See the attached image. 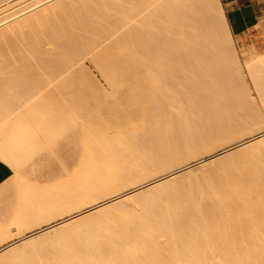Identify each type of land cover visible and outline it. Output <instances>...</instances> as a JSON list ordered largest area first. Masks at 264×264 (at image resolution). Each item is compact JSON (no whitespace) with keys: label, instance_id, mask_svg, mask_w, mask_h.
Wrapping results in <instances>:
<instances>
[{"label":"bare ground","instance_id":"1","mask_svg":"<svg viewBox=\"0 0 264 264\" xmlns=\"http://www.w3.org/2000/svg\"><path fill=\"white\" fill-rule=\"evenodd\" d=\"M82 1L83 0H0V58L4 56L0 59V62H2V59L4 61V58H6L5 61H9L11 63V61L14 60L12 62L15 63L16 59L19 57L22 58L21 54L26 52L29 54L30 58L32 57L31 60L36 62L47 61V65H50L48 68L51 69L48 70L47 68L43 69V71H40L42 70L41 67L39 70L40 74H38L41 76L43 81L40 80L38 75H36L42 82L37 83L39 80L36 77L37 82L35 81L34 84L36 85H34L32 84L34 78H30L31 76L29 77V73L34 72H26L29 69L27 70L25 66L21 65V67H25L24 72V70L19 68L20 65L19 67L17 66V71H14L16 72L15 74L18 72V77L16 79V75L13 74L12 81L8 79L11 82H7V88L10 86L8 84H11V86L15 85V87L18 86L17 90H19L18 93L22 95L21 100L23 102L20 100V102L17 101V104L16 102L13 103V101H16L15 99L17 96H19V94L16 95V97L14 96L15 99H12V97L7 98V94L4 92L5 88L2 90L0 89V92L2 91L6 95H4L5 98H3L5 101L6 99L9 101L12 99L10 101L11 103H9L8 100V102L6 101V103H4L7 105V107L5 105V109L2 108V110L4 109L6 113L2 112L0 109L1 114H4L3 117H1L2 115L0 114V157L8 161L11 168L14 169L12 165L11 148L14 147L16 149L15 138H17L20 134L15 123L19 119V116L24 112L25 108L37 104L38 102L43 103L40 108L43 110V112L50 111L51 114L59 108V105L63 106L64 108H69V105H72L71 100L65 99L66 97L61 95L62 92L59 91L60 87L63 88L60 86L63 85L62 83H64L62 82L63 79L65 81L64 84L70 83L71 79L69 78L74 77L76 70L84 64L81 62L83 59L82 57L86 59L85 56L89 54L92 58L101 53L108 52L110 49L121 50V46H127L130 41L126 39L128 37L125 33L129 32L131 28L133 29V26L135 25L134 23H138V20L141 22L139 23L140 26H142V23H145L146 25L148 24V28H150L149 24H151V29L154 25L155 28L158 26L160 30L158 32L156 29L154 31L148 29V31L154 32L151 34L158 32V34L155 36L152 35L151 38L147 37L149 35L146 34L148 31L145 34L147 35L146 37L150 39L155 37L153 41L157 40L159 36V39H161L162 42L164 41V43L161 42L163 45H161L162 48L161 46H158L161 48V50L154 48L157 51L160 50L159 54L161 51L163 53L160 55V59H162V62H160L162 64L161 66L159 65V67H162L163 65V67L160 68L162 71V73L160 72L162 77L161 74L160 77H158V71L157 74L156 72H153L154 70L152 69V66H155V61L154 63H152L153 61L149 63L153 64L151 66L146 64V68L149 67V70L147 69L146 73H149L150 75V78L149 75L148 78L150 80V87L152 90L150 95H143V92H141L142 86H136V89L134 88L136 93H131L130 91H128V93L124 92V95L122 93L123 96H120L123 98H118L120 101H113V104L108 106L109 108L105 107L104 110L108 111L105 112V115L100 116L103 117V119L100 118L102 121L99 120L101 122L96 123L91 121L79 125V128L82 127L80 128L81 131L79 129V159L76 158L78 151L75 153L72 147H68V145H66V142V146L64 145V142L63 145L61 144L63 138L59 136L61 135L60 133H62L59 127H51L53 129L50 131L46 129L48 133H50L49 137H51L48 142V144H50V151L48 150L47 153L49 154V157V152H51V155L58 157L57 159L59 165H57L58 167L56 170H52L54 166V168H56V163H54L53 166L52 163L54 160L52 163H50L51 160L49 159H52V157H48L49 159H46L49 160L50 166H53L50 169H46V167H50L49 165H44L45 168H42L44 166H41L36 169V172H32L33 167L31 166V172L28 177L31 176V173L33 174L35 172L36 174L34 173V175L36 178H33L35 179L34 183L32 182L33 179L31 181L30 178H27L29 173L27 170V174L26 172L24 173L26 174L27 179L25 178L24 174V177L21 175V172L23 171L19 170L21 172L19 173L20 175H18L19 171H14L18 168L13 170L15 173H17L13 175L14 178L16 175H18V178H15L14 180L17 179L20 183L18 184L16 180L15 184H18L20 187L17 188L15 186V188L19 190V192L18 190L16 192H18L20 196H18V193L17 195L15 194L19 197L16 198V200L14 199V202L16 201L15 204L17 203L16 209L13 208V205L11 206L12 209L8 207V203L10 205L12 204V202H9V199L5 198V200H9L8 203H3L4 201L2 202V205H7L8 209L10 208L11 210L9 209L10 211L8 212V209L3 207L4 205L2 206L4 212L1 211L2 208L0 209L2 212V214L0 213V264H264V160L263 162L259 163L260 165L258 163L253 166L252 164L250 165V163H253V159H251L252 162H249L250 152H248L249 156L246 155L247 157L244 156L241 158H235L237 154L249 149H255V151L253 150L254 152H251L254 155L259 153L264 155V116L262 111V107H264V55L258 56V58L247 59L244 62H242V60L240 61L235 45V39L231 32L221 0H144L141 4L138 2L141 7L138 4L135 6L136 2L138 1L137 0L136 2L132 3V5L134 4V7L131 6V8L130 6L128 7L129 3L131 5L132 2V0H130L131 2L129 1V3L126 4V8L130 9V11L125 8H118L117 5H114L120 0H114V4L113 0H109L111 1L112 5H114V9L118 8L116 9L117 11H122L121 13H124V19L119 20L120 23H115V26L110 25V28L107 27L108 30H105V32L101 29H97L98 26H96L102 21L97 23L95 20L97 24L93 22L92 25L90 23L91 26L89 27L87 25L86 28L82 25H79L77 20L76 26H82V28H79L80 33L81 31L82 33L79 34V45L76 46L75 42H70V38L68 39L66 37H71L69 33L72 30L67 33L68 31H66L61 24L63 21L62 17H65L64 15L67 14L66 16H69L72 10V14L75 15L76 13L77 15L79 13L81 16V12L85 11L84 7L86 4H93L92 1L94 0ZM106 1L107 0H102L101 3H103V5L100 3L99 4L103 7H106V3L108 2L109 6V1ZM81 2L82 4H86H83V6ZM119 3L120 2H118V4ZM123 3H125V1ZM75 6H77V8ZM79 6L81 9L83 8L81 11H77L80 8ZM91 6L92 5H87L88 13L91 12L89 11L92 8ZM72 7L74 8L72 9ZM107 7L104 8V10H108L110 6L108 8ZM138 7H140L139 10ZM94 8H92V10ZM68 9L71 10L68 11ZM74 9H76L77 12L73 11ZM114 9H112V11ZM156 10L161 14L158 12L156 13ZM96 11L98 13L97 9L92 12L95 13ZM101 11L103 10L101 9ZM108 11L106 13H108ZM152 13L155 15L154 18H156V22L151 17ZM95 14L92 13V15L96 16ZM103 15H105V13ZM148 16H150L156 24L158 23V25L153 24V21L151 23H147L146 21H148L150 18ZM92 17L93 16H91V18ZM157 17H161L163 19L164 27L163 23H160L159 21L161 18L157 19ZM87 18H89V16ZM144 18H146V20ZM68 19L70 18L68 17ZM81 19L84 21L86 20L87 22V19ZM150 20L151 19H149V21ZM88 21L91 22L92 19L90 20L89 18ZM70 22L71 21H69L68 24H70ZM106 22L108 23L107 20ZM68 24L66 23V25ZM84 24L83 25L86 26L88 22ZM161 24L162 26L160 27ZM58 25L60 30L63 28L61 31L58 29ZM102 25L104 24L102 23ZM145 26H142V28L145 29ZM75 27L73 28L77 30ZM67 28L68 27L66 26V29ZM83 28H86V30H82ZM88 28L89 30H87ZM54 31H56L57 35ZM144 31L141 32V34L143 33L142 36L144 35ZM60 34H62V36ZM124 34L126 36L125 40L128 41V43L125 40H122L123 45L121 43V48H119V46L115 48L114 42L116 40L117 42L121 41H118V39H121V36L124 37ZM157 35L158 38H156ZM57 36L59 38L66 37V39L69 40L68 42L65 39L68 43H66L67 47L62 44V46L60 45L61 39L59 40ZM161 36H163L164 39L161 38ZM77 37H75L76 41ZM147 38L144 40H147ZM159 39L157 42L161 41ZM144 44H146L148 49H150L149 45L145 43V41ZM117 45H120V43ZM158 45H160V43H158ZM35 46H37L38 49ZM41 46H43L46 50L49 49V52L54 50V48L56 49L57 47V50H54L52 53L54 55V53L56 54L55 51H57L58 54L52 56V53L48 52L49 55H51L50 57L47 53L48 50H44L47 53V57L44 55L46 58L43 60L42 54L44 53L41 54L39 52L41 51L39 50ZM58 46H60L59 49ZM24 47L27 48L25 49ZM13 48L15 49V53ZM17 48L20 49L17 50L20 51V55L15 58V56L18 54V52H16ZM31 48L34 52L33 54L31 53L32 55L29 53L32 51ZM126 49H128V51ZM126 49L125 53H131L129 52L130 48L127 47ZM5 50L7 53L4 52V55L2 56L3 51ZM145 52H140V60H142L144 66L145 61H147L146 57H148V62L151 60L149 56L151 55V57H153L152 54H146L147 52ZM26 53L24 55L22 54L23 57H25ZM39 53L40 55H38ZM29 56H27V58ZM49 57L51 59H49ZM24 59L27 60L26 57ZM22 60L17 59L16 62ZM49 61L51 64L48 63ZM53 62L58 63L59 66ZM160 62L157 64H160ZM15 64L18 65L19 63ZM47 65L45 64L42 66L46 68ZM157 66L158 65H156V67ZM39 67L36 68L38 69ZM18 68L21 71H19ZM24 73L25 75H28H26L28 78L25 79L26 76H24ZM7 74L9 75L10 72H7ZM19 75H21L22 79L24 78V80H26V83L22 82L24 80H22ZM246 76L249 78L250 84L254 88V92H256L255 94H257L256 98H254L251 93V85H249V80L247 81ZM1 77L0 80L2 79ZM9 77L11 78V75H9ZM18 79L21 80V86L17 83L19 82ZM27 79L30 82L28 81L27 83ZM13 80L16 82V84L14 82L12 85ZM66 80L70 81L67 82ZM1 82L4 81L1 80ZM25 84H27L28 87H26L27 90L25 89L23 93L22 89L25 88ZM135 84H138L137 81H135ZM2 85L0 87L3 88L4 85ZM11 86V91L17 92V90H13L14 87L12 88ZM23 86L24 88H22ZM66 88L68 87H65L64 89ZM50 91L51 93L54 92L55 96H49ZM6 92L8 91L6 90ZM0 94V97H4L2 93ZM12 94L14 93L11 92L9 96ZM4 104H0V107H2ZM113 108L116 110L120 109L123 111V113L118 114L113 111ZM73 113L75 117H77L75 111ZM188 113H190L191 116H194V118L195 116L196 118L202 116L201 118H197L196 121L194 120V124L197 122L196 126H203V128L198 126L197 129L199 132L194 133V135H189L194 131L190 132L187 130L188 125L191 126V123L193 122H188L187 125V119H190L187 118ZM75 117H72L70 122H75ZM203 118L205 119V122H203L205 127L204 124L202 125L201 123ZM49 121L54 123L63 122L61 118H56L55 116L53 119L50 118ZM173 121L176 122V124L173 123ZM198 122L200 124H198ZM184 123H186L185 126H187L183 132H187V134L189 133V141L191 140V142L188 141V138L187 140L185 139L188 137L185 134L186 137L183 138L181 136V138L185 139L189 143L188 145L184 144L187 147H183V143H185L184 140L180 143H177V145L175 143L177 148H180V146L183 147L182 149L180 148L179 151L181 150L184 152L186 150L184 154H182L181 151L179 152L172 150V152H170L171 148L168 149V152L164 151V149L163 151H158L155 150L157 148L156 147L153 148L155 153L154 150H152V153L154 154L149 156L147 155L146 158L144 157L145 160L143 159L144 161L141 162L140 160L139 162H135L134 160L135 163L131 162V164L125 165H121L122 162L120 165L113 162H99V160H102L103 158H110L113 156L112 152H114L115 157H117L118 155L115 154L117 150L130 149L143 140L155 138L157 133L161 134L160 132L162 130H166L167 127L173 128L176 127L173 126L174 124H178V129V127H181L180 124L183 127ZM68 127V131L70 132L71 128L70 126ZM92 127H94V129L96 128V130L93 129V131ZM182 127L181 129L184 128ZM189 128L191 129V127H188V129ZM70 135L72 136V134ZM149 141L146 143L148 146L151 145ZM156 141H158V139ZM140 144H142V142ZM211 146H216L214 147V151L211 150ZM152 147H154L153 144ZM141 148L143 150V147ZM165 150H167V147ZM162 152L166 153H163V155ZM130 153L131 152H129V154ZM41 155L44 157L43 153ZM123 157L124 154L122 155V158ZM231 157L232 160L226 161V159H231ZM250 157L254 158L252 155ZM260 157L262 158L263 156ZM136 158L138 160V157ZM247 158L249 159L246 161ZM43 159L45 160V157ZM140 159L142 160L141 157ZM30 160L31 159H29V162ZM35 160L36 158L34 159V162ZM78 160L79 177L74 180L73 183L69 184L66 187L67 189L61 188V191H59L61 193L58 194H62L64 196L61 195V198H59V195L56 192L54 198L53 193H48L46 190L47 188L45 187H47L49 182L52 181L53 175L63 172V174H66V176H72L71 174H74L73 172H76L77 170L76 165L78 164ZM130 160L131 159H129V162ZM221 160L226 162L225 167L223 168L227 171H230L231 169L233 171L235 166L238 167V169H241V173L239 172L240 175L239 173H235V175L223 179V181L219 180L220 182L215 181V178V180L213 179L214 181H209L210 184L206 185V190L200 191V193H198L196 196L195 194L193 195V190L192 193H190L192 196L189 198V201L188 199H185L184 202L187 201L186 203L182 201V204L181 202L179 205L176 203L178 206L175 204V206L170 205V208L167 207L168 209H164L165 211L163 210V207L162 210L164 212H161V210H156V213L152 211L149 212L151 208L146 207L145 204L143 209L145 210L146 208H149L148 212L146 210V214L144 213V215H140V210L137 212L139 216L135 214L129 215L127 213L129 216L128 219L134 218L130 221L128 220L129 223H126L128 221H126L127 219H124V223L126 224L123 225L121 223L122 227L120 225V227L118 226V229L113 227V231H115L112 232L111 229L110 231L112 233L109 231V234L101 233L100 231L104 232L105 230L104 228L102 229L100 227L101 230L99 231L98 228V231L102 235L98 234L100 236H96L94 233L95 236L87 241H84L83 236L82 238H80V236V240H83L79 242V246L74 239L77 247H71V250H66L68 252H59L60 254H57L54 258L52 257L53 259L46 258V260L41 261L39 259V261H37L35 258L24 259L22 257L23 259H21L16 257L17 255L15 253H17L19 256V254H23L25 252L24 250H26L29 254L33 250L31 255L32 253L38 254V252L40 253L41 250L51 246L47 238L51 237V235L55 233L58 235V232H61V230H67H64L65 227L76 225L78 230L76 229L75 233L79 234V222H84V220L88 221L87 219L91 218L92 216V218H94L102 211L103 213L104 211H106V213L108 211L112 212L111 209H114V207L117 208L118 205L122 206L123 203H130L128 201H133L140 195L145 197L146 194H150V192L153 190L158 191L155 189H158L159 187L167 185L169 186L176 179L190 176L191 173L201 169L202 167ZM32 162L33 160H31L30 164L35 166L38 161L36 163ZM44 163L48 164L46 160ZM254 163L256 162L254 161ZM172 165L176 166L174 167ZM27 167L28 166H25V169H27ZM32 177L34 176H31V178ZM221 178H224V176ZM29 179L30 181H28ZM66 179L67 178H65V180ZM8 180L11 181V179ZM194 180L195 182H193ZM200 180L201 177L199 178V181ZM9 181H7L8 184H10ZM193 181H187V183L183 186L188 187L190 184L193 185V183H196L198 180L197 178H194ZM10 186L12 188L14 187V185H7V188L5 189H9ZM179 187L182 186L180 185ZM15 188L13 189L16 190ZM172 188L169 187V189H167L171 191ZM196 188L199 187L196 186ZM63 191H65V193ZM162 191L165 192L164 187L163 190L161 188V194L164 196L168 195ZM197 191L195 189L196 193ZM2 192H5V190ZM172 192L166 193L177 195L176 191L175 194ZM46 193H48L49 197V194H51L53 197H45L44 195ZM157 193H159V191ZM187 193L189 195V192ZM4 194L5 196L7 195L6 193H3V195ZM172 195L169 194V196ZM10 196H12V194ZM10 196L9 198L11 199L12 197ZM136 202H138V200ZM140 203L142 204V201ZM131 204L134 205V203ZM121 206L119 207L121 208ZM134 207L136 206L134 205ZM123 210L125 209L123 208ZM129 213L134 212L131 210ZM130 216L133 217L130 218ZM111 218L113 220V217ZM88 224L93 223L90 222ZM95 224H93L94 228L96 226ZM113 225L115 226L116 224ZM95 229L97 230V228ZM70 231H72V229ZM105 232H107V230ZM88 234L89 233L87 232V235ZM66 236L63 238L64 241L66 240ZM35 243H38L37 246L34 245ZM56 244L58 243L56 242L55 245ZM66 248L69 249L70 247ZM44 253L45 252L42 254ZM13 254L15 256H12ZM35 257L38 258L36 254ZM215 257H217V259H215Z\"/></svg>","mask_w":264,"mask_h":264},{"label":"rangeland","instance_id":"2","mask_svg":"<svg viewBox=\"0 0 264 264\" xmlns=\"http://www.w3.org/2000/svg\"><path fill=\"white\" fill-rule=\"evenodd\" d=\"M84 1V0H83ZM82 1V2H83ZM87 1V0H86ZM96 1H97V3H96ZM104 1V0H103ZM107 1H109V0H107ZM106 1V2H107ZM117 1V0H116ZM122 1V2H121ZM125 1V3H123ZM129 1L130 0H128V2H127V0H120V1H117V3H115L114 4V0H113V4L116 6L117 5V7L118 8H125V9H128V8H126L127 6H126V4H128L129 3ZM137 0H135V1H133L132 0V2H131V5H130V3H129V5H128V7L130 6V8H131V6L132 7H134V4L132 5V3H134V2H136ZM141 1V2H140ZM142 1H144V0H138L137 2H136V4H135V6L138 4V2H139V4H141V3H143ZM82 2H81V4H82ZM93 2V4L91 3V2H89V3H91L90 5H92L91 7L92 8H94L93 10H92V8L91 7H89V8H91V10H89V11H91V12H89L88 13V7H87V5L88 6H90L88 3L86 4V3H83V4H86V6L84 7L85 8V14H84V12L82 11L81 13V16H80V14L78 13L77 15H76V13H75V15L74 14H72V10L71 9H68V11H70L71 10V16L73 17H71L70 15L69 16H66V15H64L65 17H62L61 19L63 20L62 21V24L61 25H63L62 27H64V29L66 30V31H68L67 33H69V31H71L69 34L71 35V37H68V36H66L68 39L70 38V42L71 41H73V42H75L76 43V46L77 45H79V34H81L82 33V31H81V33H80V29L79 28H82V26L83 27H86L87 28V25L90 27L91 25H90V23L92 24L93 22L94 23H96V21H97V23L98 22H100V21H102V22H100V23H98V25H96V26H98L97 27V29H101L102 31H104L105 32V30L107 31L108 30V28H110V25L111 26H115L118 22L120 23V21L119 20H123L124 19V13H121V12H119V11H117L116 9H118V8H116V9H114V5H112V3H111V1H109V6H108V2L106 3V7L108 8V10H104V8H106L105 6L103 7L102 5H103V3H101L102 2V0L100 1V0H94V1H92ZM118 2H120L119 4H118ZM102 4V5H100V4ZM79 4V3H78ZM80 4V5H81ZM82 4V5H83ZM138 4V5H139ZM94 5V6H93ZM98 5V6H97ZM113 7H112V6ZM123 5V6H122ZM143 5V4H142ZM145 5V4H144ZM84 6V5H83ZM101 6V7H100ZM120 6V7H119ZM140 6V5H139ZM76 8H77V6H75ZM80 7V6H79ZM99 7V8H98ZM112 7V8H111ZM141 7V6H140ZM140 7H138V10L140 9ZM69 8H71V7H69ZM74 7H72V9H73ZM83 9V8H82ZM81 9V7L77 10V11H81L82 10ZM95 9H97L98 10V13H97V11L94 13V12H92V11H95ZM100 9V10H99ZM101 9L103 10V11H101ZM112 9H114L113 11H112ZM120 10V9H119ZM124 10V9H123ZM129 11H130V9H128ZM68 11H67V13H68ZM73 11H76V9H74ZM76 11V12H77ZM100 11V12H99ZM108 11V13H106ZM111 11V12H110ZM114 11H116V12H114ZM132 11V10H131ZM134 11V10H133ZM105 13V15H103L104 13ZM124 12V11H123ZM126 12V11H125ZM128 12V11H127ZM158 11L156 10V13H157ZM87 13V14H86ZM90 13H91V15H90ZM92 13L93 14H95L96 16H94V15H92ZM111 13V14H110ZM116 13V14H115ZM119 13V14H118ZM155 13V14H156ZM158 13H160V12H158ZM84 14V15H83ZM100 14V15H99ZM108 14H110V15H108ZM161 14V13H160ZM159 14V15H160ZM89 16V18H90V20L92 19V21L91 22H89L88 20H89V18H87L88 16ZM121 15V16H120ZM149 15H151V14H149ZM152 15H154L153 13H152ZM151 15V17L154 19V21H155V19L156 18H154L155 17V15L154 16H152ZM86 16V17H85ZM91 16H93L92 18H91ZM100 16V17H99ZM68 17L70 18V19H68ZM85 17V18H84ZM111 17V18H110ZM146 17V16H145ZM148 17H150V16H148ZM149 18V19H151L150 21H149V19H148V21H146L147 23H151L152 21H153V19L152 18ZM65 18V19H64ZM78 18V19H77ZM81 18H83V19H87V22H88V24H86V26H84L85 24L84 23H87L86 22V20L84 21V20H82ZM102 18V19H101ZM105 18H106V20L108 21V23H110V24H108L107 22H106V20H105ZM114 18V19H113ZM117 18H118V20H117ZM160 19L161 17H157V19ZM60 19V20H61ZM73 19V20H72ZM110 19H113L114 20V22H113V20H110ZM143 19V18H142ZM145 20H146V18H144ZM60 20H59V22H60ZM78 20V21H77ZM80 20H81V22H80ZM96 20V21H95ZM115 20H116V22H115ZM65 21H67V22H65ZM69 21H71L70 22V24H68L69 23ZM78 22V24L79 25H82L81 27L79 26H76L77 25V22L76 23H74V22ZM137 21V20H136ZM140 20H138V23H134L135 25L133 26V29L131 28L130 29V31L129 32H126L125 34H126V36L128 37V38H126V36H125V34H124V37L123 36H121L120 38L121 39H118V41L119 40H121V41H119V42H117V40L114 42V47L115 48H117L118 46H119V48H121V50H123V51H121V50H109V54L111 55V56H115L112 60H113V63H118V64H120V65H122V66H128V67H132V68H134V69H136L137 71H139V72H141L140 73V75H139V77H138V79L137 80H135V81H137V83L138 84H135V81L133 82V83H131L130 84V86H129V88H128V90L127 91H125V93H128V91H130L131 93H136V91L134 90V88L137 86H139V85H141L142 86V91L141 92H143V95H150V93L152 92V90H151V87H150V80H149V78H150V75H149V73L147 74L146 73V71H147V69L149 70V67L148 68H146L147 67V65L150 63V62H152V63H154V61L156 62V63H154V65L155 66H152V69L154 70L153 72L155 73L156 72V74L158 73V77H160V74L162 73V71H161V69L160 68H162L163 67V65H162V67H159V65L161 66V62H162V59H160V55H161V53H162V51H161V53L159 54V51L161 50V48H162V44H161V42H162V40L161 39H159L160 38V36H159V38H158V35H157V37L156 38H158L159 40H161V41H158L157 42V40H155V41H153L154 40V38L152 37V39H150L151 38V36L153 35V36H155L156 34H158V32L160 31L159 30V28H158V26H156L157 28H155V26L153 25V24H156L155 22L157 21H153V28L151 29V24H149V27L150 28H148V24L146 25L145 23H142V26H145V29L144 28H142V26H140L139 25V23H141V22H139ZM160 21V23H163V27H164V21H163V19L161 18V20H159ZM158 21V22H159ZM63 22H64V24H63ZM73 22V23H72ZM80 22V23H79ZM106 22V23H105ZM113 22V23H112ZM145 22V21H144ZM61 23V22H60ZM59 23V24H60ZM66 23L70 26H68V25H66ZM82 23V24H81ZM96 23V24H97ZM102 23L104 24V25H102ZM116 23V24H115ZM71 24H72V27H71ZM84 24V25H83ZM144 24V25H143ZM93 25V24H92ZM139 25V26H138ZM156 25H158V23L156 24ZM66 26L68 27L67 29H66ZM76 26V27H75ZM94 26H95V24H94ZM104 26V27H103ZM162 26V24L160 25V27ZM58 27H59V25H58ZM73 27H75V28H77V30L76 29H74ZM101 27V28H100ZM108 27V28H107ZM162 27V28H163ZM86 28H83L82 30H86ZM92 28V27H91ZM161 28V29H162ZM59 30H60V27L58 28ZM58 29H56V30H58ZM63 29V28H62ZM61 29V30H62ZM74 29V30H73ZM104 29V30H103ZM148 29L149 30H157L158 32L157 33H155V34H151V33H154V32H151V31H148ZM60 30V31H61ZM76 30V31H75ZM87 30H89V28L87 29ZM93 30V29H92ZM142 30V31H141ZM144 30H146V31H144ZM256 30L258 31V40H257V42H259V45H262V47L260 48V49H254V54H252L251 52H249V55L247 56V57H245V54H244V49H243V47H242V45L244 44V42L243 41H238L235 37H234V39H235V45H236V48H237V51H238V56H239V58H240V61L242 60V62H244V61H246L247 59H253V58H258V56H261V55H264V12H263V16H262V19H261V22L259 23V25L257 26V28H256ZM79 31V32H78ZM144 31V35L142 36V34H141V32H143ZM149 33H148V32ZM163 31V30H162ZM161 31V32H162ZM55 33H56V31H54ZM74 32V33H73ZM147 32V33H146ZM160 32V33H161ZM58 33H59V31H58ZM64 33V32H63ZM72 33V34H71ZM128 33V34H127ZM149 34L148 36L146 35V34ZM163 33V32H162ZM68 34V35H69ZM74 34V35H73ZM56 35H57V33H56ZM61 36H62V34H60ZM73 35V36H72ZM122 35H123V33H122ZM160 35V34H159ZM78 36V37H77ZM150 37V38H147V37ZM66 37H61V38H59L58 36H57V38H59V40L61 39V42H60V45L62 44V45H65L66 47H67V45H66V40L69 42V40L68 39H66ZM74 37V38H73ZM75 37H77V41L75 40L76 38ZM118 37H119V35H118ZM144 37V38H143ZM123 38V39H122ZM125 38L126 39H128L130 42L128 43V41H126L125 40ZM147 38V40H144V39H146ZM161 38H163V36H161ZM64 39V40H63ZM66 39V40H65ZM164 39V38H163ZM58 40V41H59ZM122 40H125L128 44H127V46L125 45V46H121V43H122ZM148 40H152V41H148ZM64 41H65V43H64ZM144 41H145V43H147L148 45H149V48L150 49H148V46H146V44H144ZM146 41H148V42H146ZM117 42V43H116ZM126 42H124V43H126ZM154 43V45H153V43ZM157 42V43H156ZM59 43V42H58ZM64 43V44H63ZM116 43V44H115ZM120 43V45H117V44H119ZM158 43H160V45H158ZM162 43H164V41L162 42ZM19 44V43H18ZM68 44V43H67ZM130 44V45H129ZM253 44V42H249L248 43V45H252ZM59 45V44H58ZM61 45V46H62ZM113 45V44H112ZM116 45V46H115ZM122 45H123V43H122ZM150 45H151V47H150ZM155 46V47H153V46ZM162 45V46H161ZM121 46V47H120ZM161 46V48H159V47ZM18 47V46H17ZM36 48H37V46H35ZM34 47V48H35ZM59 47L60 46H58V49H59ZM79 47V46H78ZM77 47V48H78ZM112 47V46H111ZM125 47V48H124ZM130 48L129 49V52H131V53H125V49L126 48ZM16 48V47H15ZM21 48V47H20ZM25 48V47H24ZM27 48V47H26ZM25 48V49H26ZM33 48V47H32ZM31 48V49H32ZM47 48V47H46ZM54 48V47H53ZM65 48V47H64ZM124 48V49H123ZM133 48V49H132ZM147 48V49H146ZM151 48H152V50H151ZM154 48H156L157 50L158 49H160L159 51H157V50H155ZM3 49V48H2ZM25 49H23V50H25ZM38 49V48H37ZM79 49V48H78ZM77 49V50H78ZM13 50H14V53H15V49L13 48ZM17 50H20V49H16V52H18V54L16 55V54H14V55H16L15 56V58H17V56L18 55H20V51H17ZM28 50V49H27ZM29 50H30V48H29ZM39 50H43L42 52L41 51H39L41 54L42 53H44V54H42L41 56H42V58H43V60H44V58H46L47 57V53L50 51L49 49H45L43 46H41L40 47V49ZM44 50H46L47 51V53H46V51H44ZM52 50V49H51ZM54 50H57V47H56V49L54 48ZM54 50H52L51 52H49V53H52V52H54ZM61 50V49H60ZM127 51H128V49H126ZM148 50V51H147ZM155 50V51H154ZM258 50V51H257ZM22 51V50H21ZM26 51V50H25ZM121 51V52H120ZM126 51V52H127ZM141 51H146L145 53L146 54H152V56L153 57H151V55L149 56V55H147V56H149V58H151V60L148 62V57H146L147 58V61H145V66H144V63H142V60H140L141 59V57H140V52ZM149 51H150V53H149ZM257 53H256V52ZM0 52H1V50H0ZM4 52H6V50L5 51H3V54H2V56L4 55ZM23 52V51H22ZM28 52V51H27ZM35 52H36V50H35ZM56 52V54L54 53V55H53V53H52V56H55V55H57L58 54V52L57 51H55ZM7 53V52H6ZM6 53H5V55H6ZM26 53V52H25ZM24 52L22 53L23 55L25 54ZM30 53V55H32L34 52H33V49H32V51L31 52H29ZM32 53V54H31ZM40 53L38 54V55H40ZM49 53H48V55H49ZM21 54V56H22V58L21 57H19V58H17L18 60H22V59H24L25 57H26V59L27 60H22V61H18V62H16L17 61V59H16V61H15V63H19L18 65H16L14 62H12V61H14V60H12L11 61V63L8 61H5V59L6 58H4V61H3V59H2V62H0V63H2V64H0V66H1V68H0V77H1V75H2V81H4V82H1V80H0V84L2 85V83H3V85H4V87L2 88V87H0V89L2 90V89H4V92L7 94V98L9 97H12V99H15V97H16V95H18L19 93V90H17V87L18 86H16L15 87V85L14 86H11V84H8V85H10L12 88H13V90H17V92L16 91H11L12 89H10V86H8V88H7V82L8 83H10L11 81H12V76H13V74H15L16 72L15 71H17L16 69H17V66L19 67V65H20V69H22V70H24L25 69V67L27 68V70L28 71H26V72H34V73H29L30 75H29V77L30 78H34V79H36V80H34L33 79V82H32V84H34V82L36 81L37 82V76L36 75H38L39 76V74H40V71H43V69H47L48 68V66H50V65H47V61H42V62H36V61H34V60H31L32 59V57L30 58V56H29V54H27L26 53V55H25V57H23V55ZM131 54H133V55H131ZM163 54V53H162ZM46 57H45V56ZM86 55V54H85ZM158 55H159V58H158ZM27 56H29L28 58H27ZM50 57H51V55H49ZM84 56V55H83ZM154 56H155V58H154ZM4 57V56H3ZM3 57H1V58H3ZM49 57V59H51ZM86 57V59L84 58V57H82V58H80V59H82L81 60V62H83L84 64L82 65V63H81V65H82V69L79 71L78 70V73H77V75H76V78H75V80H74V77H70L69 79H71V81L70 80H66L67 82H69L70 81V83H66V84H64L65 83V81H64V79H63V81L62 82H64V83H62L63 85H60V86H62L63 88H61L60 87V89H59V91L60 92H62V94L61 95H63V96H65L64 98L65 99H68V100H71L72 99V101H73V106H74V108H75V110H76V112L80 115V117H78V115H77V117H75V115H74V109H73V106L72 105H69V108H64L63 106H61V105H59L58 107V109L56 110V111H54V112H52V114L50 113V111H48V112H43V110H41L40 108H41V105L43 104V103H41V102H38L37 104H34V105H32V106H30V107H26L25 108V110H24V112L19 116V119L16 121V123H15V125L17 126V128H18V130H19V132H20V134H19V136L17 137V138H15V147H16V149L17 150H21V149H25L26 150V152H28V151H31L33 148L36 150V152L37 153H39V150H41V147H43V148H45V149H47V148H49L50 146V144H48V142H49V140H50V138L51 137H49V134L50 133H48V131H50L51 129H53V128H51V127H55V128H57V127H59L60 129H61V131H62V133H60L61 135H59L60 137H62L63 138V141L61 142L62 143V145H63V142H64V145H65V142H66V145H68V147H72V149L74 150V152L76 153V151H78V154L76 155L77 157V159H79V130L76 132V130H77V128H79V125H82L83 123H85V122H96V123H99V122H101L102 120L101 119H103V117H100V116H102V115H105V112H107L108 110H104V109H99L97 112H96V110L98 109V107H100L101 105H104V104H106L107 102H108V90H110V85H109V82H108V80H107V78H106V76L104 75V73H103V71L99 68V66L93 61V60H91V56L88 54L87 56H85ZM90 57V58H89ZM138 57H140V58H138ZM0 58V59H1ZM14 58V59H15ZM21 58V59H20ZM157 58V59H156ZM10 59V58H9ZM8 59V60H9ZM114 59H115V62H114ZM153 59V60H152ZM30 60V61H29ZM144 60H145V57H144ZM157 60V61H156ZM1 61V60H0ZM161 61V62H160ZM44 62V63H43ZM148 62V63H147ZM160 62V64H157V63H159ZM42 63V64H41ZM49 64H51L50 63V61L48 62ZM53 63H55V62H53ZM47 65L46 66V68H44V66H42V65ZM55 64H57L58 65V63H55ZM147 64V65H146ZM21 65H23V66H25L24 68L23 67H21ZM32 65V66H31ZM38 65V66H37ZM41 65V66H40ZM56 65V66H57ZM150 66L151 65H153V64H149ZM156 65H158L157 67L159 68H157L156 67ZM34 66V67H33ZM40 66V67H39ZM55 66V65H54ZM59 66V65H58ZM16 67V68H15ZM29 67V68H28ZM31 67H33V68H31ZM36 67H39L38 69L36 68ZM42 67V68H41ZM154 67V68H153ZM18 68V70L19 71H21L20 69ZM31 68V69H30ZM40 68L42 69V70H40ZM158 69V70H157ZM15 70V71H14ZM39 71V72H37V71ZM48 70H51L50 68H48ZM160 70V71H159ZM158 71V72H157ZM7 72L9 73L10 72V74L9 75H11V78L9 77V75L7 74ZM24 72H25V70H24ZM161 72V73H160ZM39 73V74H38ZM6 74V75H5ZM17 74H18V72H17ZM17 74H15L16 75V79H17ZM21 74H22V72H21ZM32 74V75H31ZM34 74V75H33ZM27 75V74H26ZM25 75V73H24V76H26ZM148 75H149V78H148ZM6 76H7V79H6ZM28 76V75H27ZM25 77V79L26 78H28V77ZM34 76V77H33ZM3 77H4V79H3ZM19 77H21V75H19ZM22 77H23V74H22ZM22 77H21V79H22ZM37 77V78H36ZM161 77H162V74H161ZM15 78H13V79H15ZM39 78H40V80H42L43 81V79L41 78V76H39ZM39 78H38V80H39ZM246 78H247V81L249 80V78L246 76ZM8 79H10V80H8ZM15 79V80H16ZM19 80V79H18ZM22 80H24V78L22 79ZM39 80V82H37V83H41L42 81H40ZM74 80V81H73ZM124 80H126V79H124ZM128 80V79H127ZM20 81L21 80H19V82H17L18 83V85H22L21 83H20ZM26 80H24V81H22V82H24V83H26L25 82ZM28 79H27V83H28ZM14 80H13V82H12V85L14 84ZM30 82V81H29ZM20 83V84H19ZM15 84H16V82H15ZM0 85V86H1ZM2 85V86H3ZM30 85V84H29ZM34 85H36V84H34ZM249 85H251L250 84V80H249ZM24 86H25V88H24ZM22 88H24V89H22L23 90V93H24V91H25V89L27 90V88L26 87H28L27 86V84H25ZM38 86V85H37ZM30 87V86H29ZM65 87H68V88H66V89H64ZM20 88V87H19ZM18 88V89H19ZM63 89V90H62ZM136 89V88H135ZM251 89H252V91H251V93H252V95L254 96V98H256V96H257V94H255L256 92H254L255 90H254V88L252 87V85H251ZM6 90L8 91V92H6ZM10 91V92H9ZM64 91V92H63ZM11 92H13L14 94H12L11 96H9V94H11ZM22 92V91H21ZM0 93H2V95L4 96L5 94L1 91ZM23 93H21V94H23ZM54 92H52L51 93V91H50V94H49V96H55V93L53 94ZM158 93V92H157ZM156 93V94H157ZM159 94V93H158ZM1 95V94H0ZM25 95V94H24ZM6 96V95H5ZM5 96L4 97H0V104H4V103H6V101L8 100V99H6V101H5V99H3V98H5ZM15 96V97H14ZM19 96H20V99H19ZM19 96H17L18 97V99H17V97H16V101H13V103H15L16 102V104L18 103V102H20V100H21V98H22V95H20L19 94ZM24 97V96H23ZM25 98V97H24ZM23 98V99H24ZM71 98V99H70ZM114 98H116L115 96H114ZM1 99H3V100H1ZM12 99H10V101L12 100ZM2 101H5V102H2ZM9 101V100H8ZM7 101V102H8ZM9 101V103H11ZM18 101V102H17ZM21 102H23L22 100H21ZM8 104V103H7ZM6 104H4L2 107H0V109H1V111L2 112H5V108H4V106H5ZM9 105V104H8ZM11 105V104H10ZM6 107H7V105H6ZM11 107V106H10ZM2 108H4L3 110H2ZM38 108V109H37ZM11 109V108H10ZM114 109V108H113ZM8 110H9V108H8ZM6 111H7V108H6ZM114 112H116V113H118V114H121V113H123V111L122 110H120V109H118V110H116V109H114L113 110ZM262 111H263V116H264V107H262ZM75 112V113H76ZM197 112V111H196ZM6 113V112H5ZM0 114H1V112H0ZM2 115V114H1ZM0 115V116H1ZM4 115V114H3ZM3 115L1 116V117H3ZM24 116V117H23ZM56 117V118H61L62 120H63V122H52V121H49V119L51 118V119H53V117ZM72 117H75V122H70V120L72 119ZM202 116H199V117H197V118H201ZM99 118V119H98ZM101 118V119H100ZM187 118H190V119H187V125H188V122H192L191 124V126L190 125H188V127H191V129L189 130L188 129V127H187V130L188 131H190V132H192V131H194V132H192V133H188L189 135H191V134H193L194 135V133H198L199 132V130L197 129L198 128V126H201V125H198V126H196V124H197V122H196V124H194V122L196 121V116H195V118H194V116H191L190 115V113H188L187 114ZM264 118V117H263ZM1 119V118H0ZM84 119V120H83ZM192 119V120H191ZM89 120V121H88ZM99 120H101V121H99ZM195 120V121H194ZM201 120V119H200ZM200 120H199V122H200ZM205 119L203 118V120L201 121V123H202V125L204 124L203 122H205L204 121ZM198 122V124H200ZM263 122H264V119H263ZM173 123H175L176 124V122H174L173 121ZM186 123H184L183 125L185 126V124ZM189 123V124H190ZM173 125V126H176V127H171V128H169V127H167V129L166 130H162V129H164V128H162L161 130L163 131H161L160 133L161 134H156L155 135V138H152V139H149V140H143V141H141L142 142V144H140L141 142H139V144L137 143L136 145H134L132 148H130V149H121V150H117L116 152H115V154H117L118 156L117 157H115V155H114V152H112L113 153V156H111L110 158H103L102 160H99V162H105V163H118L119 165L121 164V162H122V164L121 165H125V164H131V162L132 163H135V162H139V160H140V162L141 161H144L145 159H144V157L146 158L147 157V155L149 156V155H151V154H154L155 153V150H158V151H163V149H164V151H169L168 149L169 148H171V151L170 152H172V150L173 151H179V149L181 148H183V147H187V146H185V145H188L189 143L186 141L187 140V138H188V141H189V135L187 134V132H183L184 131V129H186V126L183 128L182 127V125L180 124V126L183 128V129H181V127L179 128L178 127V129H177V125ZM68 126H70V132L68 131V129H69V127ZM196 126V127H195ZM148 127V126H147ZM204 127H205V124H204ZM80 128H82V127H80ZM79 128V129H80ZM166 128V127H165ZM169 128V129H168ZM175 128V129H174ZM200 128H203V126H201ZM199 128V129H200ZM48 131H47V130ZM94 129V127H92V130ZM180 129V130H179ZM94 130H96V128L94 129ZM93 130V131H94ZM186 130V131H187ZM80 131H81V129H80ZM178 131V132H177ZM172 132V133H171ZM181 132V133H180ZM75 133H76V135H75ZM163 133V134H162ZM166 133V134H165ZM70 134H72V136L70 135ZM165 134V135H164ZM177 134V135H176ZM188 136V137H186V135ZM164 135V136H163ZM158 138H157V137ZM172 136H174V137H172ZM181 136L184 138V137H186L185 139H183V138H181ZM165 137V138H164ZM173 138H175V139H173ZM179 138H181V139H179ZM191 138H193V137H191ZM155 139V140H154ZM158 139V141H156ZM160 139V140H159ZM194 139V138H193ZM192 139V140H193ZM34 140V144L32 143V141ZM152 140H154V141H152ZM168 141V143H167V141ZM184 140V142L185 143H183V147L182 146H180L179 144V146H180V148L178 147L177 148V143H180V142H182ZM147 141H149V143L151 144L150 146H148V144H146L147 143ZM156 141V142H155ZM166 141V142H165ZM178 141V142H177ZM151 142H153V143H151ZM158 142H159V144H158ZM189 142H191V140L189 141ZM68 143V144H67ZM143 143H145V144H143ZM166 143H167V145H166ZM175 143H176V145H175ZM152 144H153V146L154 147H152ZM154 144H156V145H154ZM170 144V145H169ZM182 144V143H181ZM185 144V145H184ZM54 145V144H53ZM65 145V146H66ZM72 145V146H71ZM144 145V146H143ZM216 145V144H215ZM143 147V150H142V148L141 147ZM165 146V147H164ZM170 146V147H169ZM146 147V148H145ZM157 147V148H156ZM163 147V148H162ZM166 147H167V150H165L166 149ZM214 147H216V146H211L210 148H211V150H215V148ZM137 148V149H136ZM149 148V149H148ZM150 148H152V149H150ZM153 148H156L155 150L153 149ZM161 148V149H160ZM209 148V147H208ZM213 148V149H212ZM50 149V148H49ZM141 149V150H140ZM146 149V150H145ZM185 149V148H184ZM183 149V150H184ZM125 150V151H124ZM138 150V151H137ZM140 150V151H139ZM152 150H154V153H152L153 151ZM252 149H249V150H245V151H243L244 152V154H243V152H241L240 154L241 155H243V156H241L240 154H237L236 156H235V158H241V157H247V156H254V158H252V157H250L249 156V158H250V160H249V162H252V160L251 159H253V163H250V165L252 164V166L253 165H256L257 163L259 164V163H261V162H263V160H264V155L263 154H261V153H259V154H252L251 152H254L255 151V149H253L252 151H251ZM124 152V153H122V152ZM143 151H145V152H143ZM150 151H151V153H150ZM181 151V150H180ZM179 151V152H180ZM120 154H119V153ZM129 152H131L130 154H129ZM138 152H140V153H138ZM143 152V153H142ZM146 152H147V154H146ZM157 152V151H156ZM169 152V153H170ZM182 152V151H181ZM186 152V150L184 151V152H182V154H184ZM248 152H250L249 153V155H248ZM133 153V154H132ZM163 153H166V152H162V154ZM169 153H167V154H169ZM124 154V157L122 158V155ZM141 154V155H140ZM161 154V153H160ZM130 155V156H129ZM140 155V156H139ZM142 155H146V156H142ZM164 155V154H163ZM247 155V156H246ZM161 156V155H160ZM260 156H263L262 158L260 157ZM52 157V159L50 158L49 160H51V162L50 163H52L53 162V160H54V162L52 163V165L54 166V163H56V168H54L52 165L50 166V163H49V160H47L46 159V162H48V164L47 163H44V164H40V165H38L37 166V168L38 167H41V166H50V167H46V169L48 168V169H50L51 167H53L52 168V170L54 169V170H56L57 169V165H59L58 164V157H55L54 155H52L51 156ZM123 159H121V158ZM131 157V158H130ZM133 157V158H132ZM136 157H138V160H137V158ZM140 157L142 158V160L140 159ZM53 158H55V159H53ZM116 159V160H113V159ZM118 158V159H117ZM135 158V159H134ZM249 158H247L246 159V161L249 159ZM120 159V160H119ZM125 159V160H124ZM129 159H131L130 160V162H129ZM144 159V160H143ZM243 159V158H242ZM245 159V158H244ZM126 160H127V162H126ZM134 160H135V162H134ZM230 160H232V157H231V159H226V161H230ZM254 161L256 162V163H254ZM260 161V162H259ZM43 162V161H42ZM41 162V163H42ZM45 162V161H44ZM124 162H126V163H124ZM249 162H248V165H249ZM215 163V164H214ZM225 161H216V162H213V163H211V164H209V165H206L205 167H202L201 169H199V170H197V171H195V172H193V173H191L190 174V176H186V177H182V178H178V179H180V180H178V179H176L174 182H172L169 186L167 185V186H163L164 187V191L165 192H163V193H165V194H168V195H163V194H161V188H162V190H163V187H159L158 189H155V190H158L159 191V193H157L158 191H152V192H150V194L148 193V195L146 194L145 195V197L142 195H140L139 197H137L136 199H134L133 201H128V202H130V203H123L122 204V206L121 205H118L117 206V208L116 207H114V209H111L112 210V212H110V211H108L107 213H106V211H104V213H103V211L101 212V213H99V214H97L94 218H89V219H87L88 221H85L84 220V222L83 223H85V224H83L82 222H79V234H76L75 233V230L77 229L78 230V227L76 226V225H70V227H65L64 228V230L65 229H67V230H65V231H63V230H61V232H58V235H57V233H55V234H53V235H51V237H49V238H47L48 239V242L51 244V248L48 246L46 249H43V250H41L40 251V253L38 252V254L37 253H32V255H31V252L33 251H31L30 252V254L26 251V250H24L25 252L23 253V254H19V256H18V254L17 253H15L17 256V258L19 257V258H21V259H29V258H35V260L37 259V261H39V259L42 261V260H46V258L47 259H53L57 254H60V253H63V252H68L69 250H71V247L72 248H74V247H77V245L79 246V242H81V240H83V239H81L80 240V238H82V236H83V238H84V241H87V240H89V239H91L92 237H94L95 236V234H96V236H100V235H102L101 233H104V234H106V233H108L109 234V231L112 229V232H114L113 231V229L114 228H119L120 227V225H121V223L123 224V225H125L126 223H129V221L130 220H132V219H134V218H132L133 216H130V218H132V219H128L129 218V216H128V214L130 215V214H135V215H137V216H139L138 215V210H140L141 212H139L140 213V215L142 214V215H144V213L146 214L147 212H148V210H149V208H146V207H150L151 209L149 210V212L150 211H152V212H155L156 210L158 211V210H161V212L164 210V209H168L167 207H169L170 205H172V206H175V205H177L176 203H178V205H179V203L181 202V204L185 201V199L187 200L188 199V201H189V198H191V196H192V194H190V193H192V191L194 192L193 193V195L195 194V196L196 195H198V193H200V191H202V190H206V185H208V184H210L209 183V181L211 182V180H215V178H216V180L215 181H217V182H220L219 180H222L223 181V179H226V178H229V177H231V176H233V175H235V173L236 174H238L239 172L241 173V169H238V167H236L235 166V168H233V171H232V169L230 170V171H227L226 169H224L223 167H225ZM47 164V165H46ZM223 165V166H222ZM260 165V164H259ZM45 166L43 167V168H45ZM77 166V170H76V172H73V170H72V172L74 173V174H71L72 176H70L69 177V175H67L66 176V174H63V172L62 173H59L60 174V176H59V174H56V175H53V178H52V181L51 182H49V184H48V186L47 187H45V188H47L46 190L48 191V193H53V196L56 194V192H57V194L58 193H61V192H59V191H61V188H66L69 184H71V183H73L74 182V180H76L78 177H79V160H78V164L76 165ZM172 166H176V165H172ZM258 166V165H257ZM74 168V167H73ZM240 168V167H239ZM75 169V168H74ZM220 169V170H219ZM58 170H59V168H58ZM240 170V171H239ZM75 171V170H74ZM205 171V172H204ZM226 171H227V173H226ZM231 171H232V175H231ZM236 171H238V172H236ZM71 172V173H72ZM223 173V174H222ZM240 173H239V175H240ZM70 174V173H69ZM206 174V175H205ZM220 174V175H219ZM222 174V175H221ZM64 175V176H63ZM98 175V174H97ZM205 175V176H204ZM226 175H228V176H226ZM242 175V174H241ZM96 176V175H95ZM201 177V180L199 181V178ZM204 178H203V177ZM208 176V177H207ZM222 176H224V178H221ZM10 177H11V171H10V168H8L3 162H1L0 161V183H2L3 181H5V180H7V179H10ZM60 177V178H59ZM64 177V178H63ZM190 177V178H189ZM193 177V178H192ZM65 178H67L66 180H65ZM187 178H189V179H187ZM191 178H192V180H191ZM196 179L197 178V180L199 181H196V183H193V185L192 184H190L188 187H189V189H188V187L187 186H183L184 184H186L187 183V181L189 182V181H193V179ZM208 180H207V179ZM212 178V179H211ZM62 179H63V181H62ZM61 180V181H60ZM213 180V181H214ZM185 181V182H184ZM204 181V182H203ZM207 181V182H206ZM58 182V183H57ZM193 182H195V180L193 181ZM198 182V183H197ZM77 183H79V182H77ZM173 185H174V187H173ZM182 186V187H179V186ZM192 185V186H191ZM194 186V187H193ZM196 186L197 187H199V188H196ZM165 187H166V189L168 188L169 189V187H173L172 189H171V191L170 190H166L165 189ZM175 187H176V190H175ZM178 187V188H177ZM194 188V189H193ZM201 188V189H200ZM49 189V190H48ZM67 189V188H66ZM65 189V190H66ZM186 189H187V192H189V195H188V193L186 192ZM195 189H196V191H197V193L195 192ZM45 190V191H46ZM62 190H64V189H62ZM70 191V190H69ZM174 193H173V192ZM175 191L177 192V195L175 194ZM180 191V192H179ZM185 191V192H184ZM64 193H65V191H63ZM62 192V193H63ZM72 192V191H71ZM71 192H70V194H71ZM74 192V191H73ZM154 192H156V193H154ZM166 192H172L173 194H175V195H172L171 193H166ZM15 192L14 191H12V189H9V191H7V195H11V194H14ZM45 193V192H44ZM48 193H46L44 196L46 197H49L48 196ZM69 193V192H68ZM67 193V194H68ZM51 194H49L50 195V197L52 196ZM66 194V195H67ZM156 194V195H155ZM159 194H161V195H159ZM169 194L170 195H172V196H169ZM179 194V195H178ZM188 196H187V195ZM59 195V198H61V195L62 194H58ZM182 195H183V197H182ZM185 195V196H184ZM0 196L1 197H4L5 198V195L3 196V194H2V192H0ZM43 196V197H44ZM52 196V197H53ZM62 196H64V195H62ZM152 196V197H151ZM156 196H157V198H156ZM161 196V197H160ZM194 196V197H195ZM44 197V198H45ZM49 197V198H50ZM144 197V198H143ZM155 197V198H154ZM175 197V198H174ZM185 197V198H184ZM187 197V198H186ZM54 198H55V196H54ZM56 198H57V196H56ZM182 198H184V199H182ZM48 199V198H47ZM100 199V198H99ZM146 199V200H145ZM155 199V200H154ZM180 199H181V201H180ZM138 200V202H136ZM154 200V201H153ZM158 200V201H157ZM160 200V201H159ZM135 201V202H134ZM142 201V204L140 203ZM152 201V202H151ZM183 201V202H182ZM127 202V201H126ZM150 204H149V203ZM160 202V203H159ZM187 202V201H186ZM186 202H184V203H186ZM131 203H134V205L136 206V207H134V205L133 204H131ZM140 203V204H139ZM162 203V204H161ZM169 203V204H168ZM126 204V205H125ZM129 204V205H128ZM139 204V205H138ZM145 204H146V209L144 210L143 209V206H145ZM152 204V205H151ZM175 204V205H174ZM131 205V206H130ZM148 205V206H147ZM158 205V206H157ZM177 205V206H178ZM119 206H121V208L119 207ZM127 206V207H126ZM138 206V207H137ZM171 206V207H172ZM119 207V208H118ZM155 207V208H154ZM164 207V208H163ZM13 208H15L16 209V206H14ZM123 208L125 209V210H123ZM128 208V209H127ZM135 208H138V209H135ZM140 208V209H139ZM162 208H163V210H162ZM170 208V207H169ZM12 209V208H11ZM116 209V210H115ZM120 211H119V210ZM127 209V210H126ZM118 210V211H117ZM132 210V212H134V213H129L130 211ZM136 210V211H135ZM146 210H147V212H146ZM126 211H129V212H126ZM143 211V212H142ZM165 211V210H164ZM163 211V212H164ZM117 212V213H116ZM124 212H126V213H124ZM151 212V213H152ZM160 212V211H159ZM159 212H157V213H159ZM128 213V214H127ZM156 213V212H155ZM101 214V215H100ZM107 214H108V216H107ZM113 214V215H112ZM99 215H100V219H99ZM116 215H118V216H116ZM122 215V216H121ZM120 216V217H119ZM123 216H125V217H123ZM128 216V217H127ZM102 217V218H101ZM111 217H113V220H112V218ZM123 217V218H122ZM127 217V218H126ZM96 221H95V220ZM117 219V220H116ZM124 219H127L126 221H128V222H126V223H124L125 222V220ZM90 220V221H89ZM106 220V221H105ZM110 220V221H109ZM120 220H122V221H120ZM93 221V222H92ZM100 221V222H99ZM93 223V224H95L94 226H95V228H97V230L93 227V224H88V223ZM109 222V223H108ZM111 222V223H110ZM113 224H116L115 226L113 225ZM82 225V226H81ZM88 227H87V226ZM91 225H92V228H91ZM85 226V227H84ZM106 226H107V228H106ZM119 226V227H118ZM87 227V228H86ZM90 227V228H89ZM100 227L103 229L104 228V230L106 231L107 230V232H102V231H100L101 229H100ZM109 227V228H108ZM114 227V228H113ZM121 227H122V225H121ZM74 228V229H73ZM98 228H99V231L101 232V233H99V231H98ZM72 229V231H70V230ZM91 229V230H90ZM92 229H93V231H92ZM85 230H87V231H85ZM90 230V231H89ZM68 231V232H67ZM95 231V232H94ZM63 232V233H62ZM84 232V233H83ZM87 232L89 233L88 235H87ZM90 232H91V234H90ZM111 232V231H110ZM111 232V233H112ZM63 235H61V234ZM68 233V234H67ZM78 233V232H77ZM95 233V234H94ZM110 233V234H111ZM65 234V235H64ZM73 234V235H72ZM82 234V235H81ZM98 234H100V235H98ZM56 237H55V236ZM67 235V236H66ZM71 235V236H70ZM90 235H92V236H90ZM54 236V237H53ZM66 236V243H65V241L63 240V238ZM77 236V237H76ZM81 236V237H80ZM61 237V238H60ZM76 237V238H75ZM80 237V238H79ZM53 238V239H52ZM57 238V239H56ZM71 238V239H70ZM78 238V239H77ZM59 239V240H58ZM61 239V240H60ZM74 239L76 240V243H77V245H76V243H75V241H74ZM56 240H58V241H56ZM68 240V241H67ZM51 241V242H50ZM59 241H60V244H59ZM65 243H63V242ZM53 242H54V244H53ZM58 243L59 244V246H58V244H56L55 245V243ZM69 242H70V245H69ZM39 243V242H38ZM38 243H35L34 245H36L37 246V244ZM62 243V244H61ZM55 245V246H54ZM67 245H69V246H67ZM73 245H76V246H73ZM32 247H33V245H32ZM61 249H60V248ZM66 247H70L69 249L68 248H66ZM54 249V250H53ZM59 251H58V250ZM63 250H65V251H63ZM66 250H68V251H66ZM52 251V252H51ZM56 251V252H55ZM62 251V252H61ZM27 252V253H26ZM43 252H45L44 254H42ZM47 252V253H46ZM55 254H54V253ZM58 252V253H57ZM60 252V253H59ZM26 256H25V255ZM35 254H36V256H38V258L37 257H35ZM47 256H46V255ZM34 255V256H33ZM45 255V256H44ZM49 255V256H48ZM12 256H15L14 254L12 255ZM23 257V258H22ZM26 257H28V258H26ZM53 257V258H52ZM215 259H217V257H215Z\"/></svg>","mask_w":264,"mask_h":264},{"label":"crops","instance_id":"3","mask_svg":"<svg viewBox=\"0 0 264 264\" xmlns=\"http://www.w3.org/2000/svg\"><path fill=\"white\" fill-rule=\"evenodd\" d=\"M221 2L223 4L224 10H225V14H226V17H227V20H228V23H229V26H230V29H231V32H232L233 36L238 41H240V42L243 41L244 42V44L242 45V47L244 49L245 57H247L249 55V52H251L252 54H254V49H256V48L257 49H260L262 47V45H259V42H257V40H258V37H257L258 36V31L256 30V28L259 25V23L261 22V19H262V16H263V12H264V0H221ZM249 42H253V44L252 45H248ZM114 57L115 56H111L109 54V51H108V52L101 53V54H99V55L94 56V57L91 58V60H93L99 66V68L103 71V73L106 76V78H107V80L109 82V85H110V90H108V102L106 104L101 105L100 107H98V109L96 110V112L99 109H105V107L109 108L108 106L109 105L111 106L113 104L112 103L113 101L114 102L115 101H120L119 99H122L123 98V97L121 98L120 96H123L124 95V92L128 90L130 84L133 83L135 80H137L138 77H139V75H140V73H141V72L137 71L136 69H134L132 67L122 66V65L118 64L117 62L116 63H113V60L112 59ZM114 62H115V59H114ZM82 68L83 67L81 66V67H79L76 70V73H75V76H74V80L76 78V75L78 73V70L80 71ZM124 79H126V80H124ZM122 93H123V95H122ZM114 96L116 98H114ZM121 101H123V100H121ZM71 103H72V106H73L72 99H71ZM73 109L76 112L74 106H73ZM76 114L78 115V117H80V115L77 112H76ZM78 130H79V128H77L76 132ZM75 135H76V133H75ZM32 143L34 144V140L32 141ZM11 149H12L11 150L12 165H13L14 169L15 168L16 169L18 168V169L17 170H14L13 168H11L10 163L8 161H6V160H4V159H2L0 157V161L3 162L8 168H10V171H11V177H10L11 181H9L7 179V180H5L6 183H5V181H3L2 183H0V186L2 187V188L0 187V192H2L3 190H5V192H2V194L3 193H7V191L10 188L12 189V191H15V192L18 190V189L15 188V186L17 188H19L20 186L18 184H20V183L16 179L18 184H15L16 183V180H14V179L15 178H18L17 176L20 175L19 173L21 171H23V172H21V175H23L26 172V170H27V172H29L28 175H27V178H30L31 181H32L33 178H36L35 175H34V173L36 172V169L39 168V167L37 168V164L39 165V164L44 163V162L40 163L41 160L42 161L44 160L43 159L44 157H45V160H46V158L49 159L52 156L51 155V152H49L50 153V157H49V154L47 153L48 150L50 151L49 148H47V150H46L45 148L41 147V150H39V153H38L39 155L37 154V152H36V150L34 148L31 151H28L29 153L27 152V154H26V150L25 149L16 150L14 147H12ZM42 151H45V152H42ZM12 152H13L14 156H13ZM41 152L43 153V155L45 153H47L48 155L45 154L47 157L45 155L43 157L41 155L42 154ZM16 154H17L18 157L16 156ZM23 154H24V156H23ZM36 155H38V156H36ZM27 156H28V158H27ZM35 158H36V160L34 162V159ZM29 159L33 160L32 163H36L37 161L39 162V160H40V162L39 163L37 162L35 164V166H33V165L30 164L31 160L29 162ZM23 165H24V167H23ZM25 166H28L29 167V170H28V167H27V169H25ZM31 168H32V172L35 171L33 174L31 173V176H34L32 178H31V176L28 177L30 175V172H31L30 169ZM24 169H25V171H24ZM13 170L16 171V172L19 171V170H21V171L18 172V175H16L15 178H14L13 175H15L17 173H15ZM27 172H26V174H27ZM26 174H24L25 175V178H26ZM24 175H23V177H24ZM30 179L28 181H30ZM7 181H9L10 184H8ZM12 181H13V183H12ZM32 182L34 183L35 182V179H33ZM4 183H5V185H4ZM7 185L8 186L9 185H12V186L14 185L13 188H15L16 190H14L11 186H10V188L8 187L9 189L6 190L5 188H7ZM18 192H19V190H18ZM18 192L12 194V196L9 195L10 197H12L11 199L9 198L8 195H6L8 197L5 196V198L6 199H9L10 201L9 200H5V198H3V197L0 196L1 197V199H0V209L2 208L3 205H4L3 207H6L7 209H8V207L12 208L11 207L12 205H13V207L16 206L17 203L15 204L16 201L14 202V199L16 200V198H19L18 196H20V194ZM17 193H18V196H16ZM8 201L10 203L12 202V204L10 205L8 203ZM2 202L3 203H8V207H7V205L5 206V204L2 205ZM17 202H18V199H17ZM6 208H4V209H6ZM9 209H8V212L11 210V209L10 210ZM1 211L4 212L3 208L1 209ZM1 211H0V213L2 214Z\"/></svg>","mask_w":264,"mask_h":264}]
</instances>
